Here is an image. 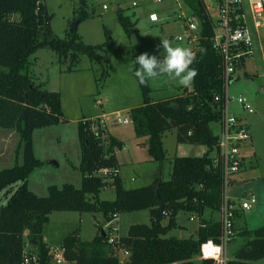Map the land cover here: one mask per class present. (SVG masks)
Wrapping results in <instances>:
<instances>
[{
	"label": "trees",
	"instance_id": "16d2710c",
	"mask_svg": "<svg viewBox=\"0 0 264 264\" xmlns=\"http://www.w3.org/2000/svg\"><path fill=\"white\" fill-rule=\"evenodd\" d=\"M87 0H80L75 10L79 25L89 14ZM190 12L202 22L201 49L193 67L198 69L191 91L176 97L153 101L149 85H141L143 105L130 111L135 134L149 137V155L160 162L159 173L168 159L164 145L165 134L177 130L180 144L204 145L209 152L202 157L176 156L169 180L158 177L154 183L128 189L125 187L116 149L123 142L100 130L106 138H98L91 118L78 123L81 145L80 171L82 184L49 187L47 197H39L29 187L32 173L43 166L34 150V132L38 129L65 123L62 95L49 91L35 82L31 68L32 57L40 50L56 52L62 63L72 72L82 56L92 62L105 63L111 42L87 44L79 33V25L70 24L65 37L52 28L53 16L43 0H0V127L15 131L20 136L19 151L22 162L0 170V194L5 193L6 204L0 207V264H24L26 242L36 248L39 264H53L51 248L44 241L45 225L55 212L101 213L111 221L114 214L150 210V224H134L121 245L130 252L128 264H216L213 259L199 260L201 245L209 239L219 241V217L222 203V174L209 167L212 153L217 151L218 136L212 124L222 118L224 96L221 58L213 48V25L203 0H188ZM127 33L132 25L118 12ZM109 35V30H107ZM205 51H201V50ZM86 120V121H85ZM99 125L98 123H96ZM100 126V125H99ZM204 184L205 190L197 189ZM112 187L113 201L100 198L101 192ZM194 199L202 200L195 205ZM164 211L168 212L165 216ZM179 211L196 212L202 217L198 235L190 238L169 236L178 228ZM206 211L211 217H205ZM168 218L169 222L164 224ZM252 239L236 253V260L228 264H253L264 259V226L246 232ZM70 264H121V259L108 243L103 229L92 241H82L79 232L67 235L61 245ZM32 256V255H31Z\"/></svg>",
	"mask_w": 264,
	"mask_h": 264
},
{
	"label": "rangeland",
	"instance_id": "374dc122",
	"mask_svg": "<svg viewBox=\"0 0 264 264\" xmlns=\"http://www.w3.org/2000/svg\"><path fill=\"white\" fill-rule=\"evenodd\" d=\"M204 1L210 6L217 4V0ZM43 2L53 16L54 32L61 38L65 37L69 25H74L76 22L75 10L78 9L80 0H43ZM87 3L86 11L89 17L79 25V33L87 44L98 45L111 42L110 53L105 63L92 62L84 55L74 68L75 72L72 71V73L68 71L69 64L62 63L58 54L52 50H40L31 58L34 62L31 72L35 82L46 90L61 93L63 112L68 119L65 123L42 128L36 133L35 152L37 157L43 161L44 167L36 169L31 180L35 194L39 197H47L49 187L52 185L62 187L66 183H73L77 188L81 187V182H77L79 179L82 181L79 168L81 145L78 134V117L90 113L97 114L103 108L106 113H109L117 108L138 107L144 102L141 86L134 75L138 67L135 63L136 56L148 52L162 57L163 49L157 50L161 38L168 39L174 47L181 46L195 50L194 44L176 40V37L184 35L186 31L185 22L179 19L178 15L182 12L189 13L191 8L188 0H163L162 2L156 0H87ZM118 12L129 19L132 25L130 33H127L122 26ZM152 13L158 15V22L150 21ZM213 18H217L215 13H213ZM253 29L256 31L254 25ZM107 30H109V35ZM252 49L251 56L246 58L244 67L229 87L231 97H245L254 110L253 113H249L236 100L230 103L231 113L238 115L248 123L252 143L246 148L250 152L245 160L244 173L239 175V178L233 179L229 187V196L235 202H242V200H248L253 194L257 198V204L249 211H241V215L236 220V229L240 234L228 246V254L232 260L236 259L234 253L245 246L247 240L252 239L249 235L245 236L243 231L253 232L264 226V29L254 32ZM149 87L152 90L150 96L154 98L172 93L175 95L186 89L190 90L166 78L150 82ZM98 100H102L104 105H98ZM125 111H123L124 115ZM212 129L214 135L219 136L220 126L212 124ZM2 130L8 129L0 127V155L9 146L7 156L13 164L6 163L5 156H2L0 170L14 166L18 158L19 162L23 159L22 151L18 149L20 136L13 130ZM133 130V125L130 124L120 125L113 131L125 141L126 149L120 153V159L125 186L128 188L151 182L153 170L155 171L156 168L159 170L160 164L149 155L148 148L138 145L139 140L136 139ZM166 148L169 151V157L175 154L180 157H197L207 150L204 145L183 146L175 143L171 135L166 141ZM16 153L19 154L15 158ZM52 161L56 163L49 164ZM163 166L162 177L168 180L172 167L169 160L165 161ZM133 175L137 178L135 182L132 181ZM111 190V188H106L105 197H111ZM4 194V192L0 194V207L7 202ZM218 216L216 214L215 218ZM188 217L189 212L179 211L177 221L189 229L184 231L174 229L172 236L189 238L196 223H190ZM76 218L78 216L72 213L55 212L51 215V222L46 226L45 232L50 236L51 241L59 242L63 234L75 228ZM104 221L106 226L108 222L106 219ZM130 223L149 224V211L125 213L120 220V235L125 234L129 225H132ZM77 224L79 227L82 226L84 240L91 239L98 228L90 213L83 216L81 224L79 221ZM26 251L30 255H37L36 248L28 240ZM254 264H264V259Z\"/></svg>",
	"mask_w": 264,
	"mask_h": 264
},
{
	"label": "built area",
	"instance_id": "2783aa9c",
	"mask_svg": "<svg viewBox=\"0 0 264 264\" xmlns=\"http://www.w3.org/2000/svg\"><path fill=\"white\" fill-rule=\"evenodd\" d=\"M162 2L163 0H156ZM204 1V0H203ZM207 13L213 25V48L221 58L223 93L215 97L216 101H222L223 109L218 136L217 151L213 156V164L209 169L219 170L222 174V203L219 210V222L221 233L219 241L209 239L200 248L199 260L213 259L216 264H228L230 258L227 256V248L237 234L236 216L239 210L248 211L256 204L255 195H250L248 200L235 202L229 196V187L245 168L247 155L245 149L252 142V134L247 122H243L230 111V103L236 100L249 113H253V108L249 105L248 99L243 96L238 98L229 95L230 83L236 78L238 72L242 70L245 60L252 54L254 32L264 29V0H217V4L207 5L204 1ZM136 5V4H134ZM106 8V6H105ZM213 13L217 18H213ZM178 18L185 22V33L176 37L177 41L194 44V52L197 54L201 49L202 22L200 18L190 12H182ZM250 18V20L248 19ZM151 22H158L159 17L156 13L150 14ZM253 25L256 31L253 29ZM98 105H103L102 100L97 101ZM94 121L93 130L98 138H106V134H101L100 130H108L109 123L121 125L132 124L130 115L122 112L103 114L100 117L91 118ZM88 120V119H86ZM85 120V121H86ZM98 123L99 125H97ZM198 190L204 191L205 185L200 184ZM202 202L194 199L195 205ZM191 213V220H198L200 226L202 217L196 212ZM120 215L114 214L111 221L106 224V234L108 243L113 247L121 259V264H128L130 252L121 245V236L117 222ZM53 264H67L63 248H52L50 251ZM123 254V256H120ZM24 264H39L37 257L25 253Z\"/></svg>",
	"mask_w": 264,
	"mask_h": 264
},
{
	"label": "crops",
	"instance_id": "0c3cea01",
	"mask_svg": "<svg viewBox=\"0 0 264 264\" xmlns=\"http://www.w3.org/2000/svg\"><path fill=\"white\" fill-rule=\"evenodd\" d=\"M244 67V66H243ZM73 72H75V71H73ZM72 72V73H73ZM185 90V89H184ZM192 90V87L190 88V90H188V91H191ZM185 93V91H179V92H177V93H175V95L172 93L171 95H167V96H164V97H158V98H154V97H151L150 96V98L153 100V101H163V100H167V99H170V98H173V97H176V96H178V95H182V94H184ZM144 103V102H143ZM143 103L142 104H140V105H138V107L139 106H141V105H143ZM104 105V104H103ZM62 106H63V104H62ZM137 106H134V107H129V108H126V109H120V108H117V109H115L114 111H111V112H109V113H114V112H122L123 113V111L124 110H126L125 111V116L126 115H130V111L132 110V109H134V108H136ZM109 113H106L105 112V110H104V108L99 112V113H97V114H89V115H82L81 117H78L79 118V121L80 120H82V119H88V118H96V117H100L101 115H103V114H109ZM238 118H240L238 115H236ZM243 122H246V120H244V119H242V118H240ZM110 125H109V127H107L108 128V132H109V134L111 135V136H113V137H115L117 140H119V141H121V142H123V148L122 149H116V155H117V158H118V161H119V163H120V173H121V176H122V179H123V182H124V185H126V182H125V179H124V177H123V175H122V170H121V166H122V164H121V159H120V153L122 152V151H124L125 149H126V146H125V141L119 136V135H117L116 133H114L113 131L116 129V128H118L121 124H117V123H109ZM126 125H130V124H126ZM131 125H133V123L131 124ZM133 128H134V126H133ZM2 131H8V130H2ZM38 131H40V129H38V130H36L35 132H34V150H35V141H36V133L38 132ZM134 131V135H135V137H136V139H138L139 140V143H138V145L140 144V143H147L148 144V142H149V137H144V138H138L137 136H136V134H135V129L133 130ZM170 135H171V139H172V137H173V139H174V141H175V143H178V140H177V130H174V131H171V132H168V133H166L165 134V137H164V145H165V148H166V141H167V139H168V137H170ZM20 141V140H19ZM5 144H7V142H4ZM19 143L20 142H18V145H19ZM252 143V142H251ZM178 144H180V143H178ZM180 145H183V146H186V145H189V144H180ZM191 145V144H190ZM250 145V144H249ZM193 146H198V145H193ZM143 148L145 147L146 149L148 148V146H142ZM141 147V149H143ZM207 147V146H206ZM247 148V147H246ZM8 149H9V146H7L6 147V150L4 151V152H2V154L0 155V158L3 156H5V159H6V163H8V164H13V162H11L10 161V159L8 158V156H7V152H8ZM207 150L205 151V153L203 154V155H206L208 152H209V148L207 147L206 148ZM166 150H167V154L169 153V151H168V149L166 148ZM249 152L250 151H247L246 149H245V153H246V155H249ZM215 153H216V151H214L213 153H212V156H214L215 155ZM19 154V153H18ZM17 153H16V155H15V158L17 157V155H18ZM35 154H36V152H35ZM203 155H200V156H197V157H202ZM36 156H37V154H36ZM176 156H179V155H174L173 157H169L168 156V159L167 160H169V162H170V164H171V166H173L172 165V162H173V160H174V158L176 157ZM11 157V156H10ZM180 157V156H179ZM182 157V156H181ZM150 159V158H149ZM18 160H20L19 158H18ZM148 160V159H147ZM15 162V161H14ZM52 162H55V161H52ZM81 163V162H80ZM49 164H54V163H49ZM73 164V163H72ZM73 166H75L74 164H73ZM44 167V165L41 167V168H39V169H42ZM159 167H160V164H159ZM158 167V168H159ZM162 168H163V170H162V172H164V166H162ZM39 169H37V170H39ZM244 170H245V168H244ZM244 170L239 174V175H241L242 173H244ZM36 171V170H35ZM34 171V172H35ZM34 172L32 173V175L34 174ZM153 175H152V179H151V182H149V183H146V184H142L141 186H136V187H142V186H146V185H150V184H152V183H154L155 182V180L158 178V177H162V173H159V170L156 168L155 169V171L153 170ZM171 174H172V167L170 168V173H169V179H170V177H171ZM32 175L30 176V179H29V187H30V189H31V191H33L34 193H35V190L33 189V187H32ZM239 175H237L236 176V178L238 177H240ZM136 175L134 176H132V181L133 182H135L136 181ZM162 179H163V177H162ZM168 179V180H169ZM77 182H81V184H82V181L79 179V181H77ZM73 184V183H72ZM75 185V184H74ZM76 186V185H75ZM126 187V186H125ZM136 187H132V188H136ZM109 188H111L112 190H111V197H109V198H107V197H105V194H104V191L106 190V189H104L102 192H101V194H100V198L101 199H103V200H110V201H113L114 199H115V197H116V194H115V190H114V188H112V187H109ZM126 188H128V187H126ZM132 188H128V189H132ZM108 190V189H107ZM257 199V198H256ZM256 204H257V202H256ZM149 211V213H150V210H148ZM241 211H243V210H239L238 212H237V216H236V220H237V218L241 215ZM249 211V210H248ZM245 212V211H244ZM69 214L70 213H72V214H74V215H76V216H78V218H76L77 220V223H78V221L80 222V224H81V222H82V220H83V216L84 215H87V214H89V213H75V212H68ZM131 213H134V212H131ZM91 215H92V217L94 218V221H96V226L98 227L97 228V230H96V232L94 233V235L91 237V239H88V240H84L83 239V236H82V226H78V224L76 223V225H75V228L74 229H72V231H69L68 233H65V234H63L62 235V237L60 238V240H59V242H53V241H51V238H50V236H48L47 234H46V232H45V229H46V226L48 225V224H50V222H51V218H50V222L48 223V224H46L45 225V229H44V241L46 242V244L52 249V248H60L61 247V245H62V243H63V241H64V239H65V237L67 236V235H69L71 232H73V231H78L79 232V236H80V238H81V240L82 241H92L95 237H96V235L98 234V232H99V230H101V229H103L104 230V232L106 233V227H105V218H104V216H103V214H101V213H90ZM123 215L124 214H121L120 215V218H119V220H118V222H117V226H118V229H119V234H120V228H121V225H120V220L122 219V217H123ZM102 216V217H101ZM190 217H191V213L189 212V217H188V219H189V222L190 223H196V227L195 228H193V230H192V232H191V235L189 236V238L190 237H196L197 235H198V232H199V228H200V222L198 221V220H191L190 219ZM205 217H211V212H209V211H206V213H205ZM177 220V219H176ZM169 222V219L168 218H166L165 220H164V224H167ZM150 223H151V213H150ZM149 223V224H150ZM130 224H132V225H134V224H136V223H130ZM177 224H178V228H176L177 230H179V231H184V230H188L189 228L186 226V225H182V224H179V222L177 221ZM235 224H236V221H235ZM132 225H129V227H128V229H126V232H125V234H123V235H120L121 237H124V236H126L127 234H128V232H129V229H130V227L132 226ZM236 226V225H235ZM245 227V226H244ZM243 227V228H244ZM175 229V230H176ZM248 231V230H247ZM247 231H243V234L246 236L247 234H246V232ZM174 232H173V230L169 233V236H172V234H173ZM240 234V232H238V230H237V234H236V236H235V238L231 241V242H233V241H235L236 240V238H237V236ZM183 238H186V237H183ZM188 238V237H187ZM249 241H250V239L249 240H247L246 241V243L244 244L245 246L249 243ZM230 242V243H231ZM245 246H243L242 248H244ZM241 248V249H242ZM240 249V250H241ZM239 250V251H240ZM238 252V251H237ZM236 252V253H237ZM236 253H234V256L236 257ZM227 256L228 257H230V261L232 260L231 258V256L228 254V248H227ZM234 258V257H233ZM236 260V259H235ZM255 263V262H254ZM253 263V264H254ZM67 264H70L69 262L67 263Z\"/></svg>",
	"mask_w": 264,
	"mask_h": 264
},
{
	"label": "clouds",
	"instance_id": "9594fccd",
	"mask_svg": "<svg viewBox=\"0 0 264 264\" xmlns=\"http://www.w3.org/2000/svg\"><path fill=\"white\" fill-rule=\"evenodd\" d=\"M159 49H163L162 57L148 52L135 57L138 67L134 75L138 82L148 86L152 81L166 78L179 86L191 88L198 75V69L193 67L195 63H198L196 53L191 48L174 47L166 38H161L160 44L157 45V50Z\"/></svg>",
	"mask_w": 264,
	"mask_h": 264
},
{
	"label": "water",
	"instance_id": "95a60500",
	"mask_svg": "<svg viewBox=\"0 0 264 264\" xmlns=\"http://www.w3.org/2000/svg\"><path fill=\"white\" fill-rule=\"evenodd\" d=\"M79 23H80V20L78 19V20H76V22L74 23V25L76 26V25H79ZM50 163H56V162H50ZM164 214H165V216H167L168 215V212L167 211H164Z\"/></svg>",
	"mask_w": 264,
	"mask_h": 264
}]
</instances>
